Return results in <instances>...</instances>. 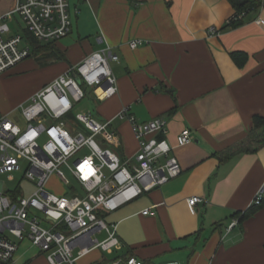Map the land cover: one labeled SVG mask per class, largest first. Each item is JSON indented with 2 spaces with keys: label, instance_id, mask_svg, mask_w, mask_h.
<instances>
[{
  "label": "crops",
  "instance_id": "crops-1",
  "mask_svg": "<svg viewBox=\"0 0 264 264\" xmlns=\"http://www.w3.org/2000/svg\"><path fill=\"white\" fill-rule=\"evenodd\" d=\"M16 2L0 0V16ZM74 7L80 12L79 4ZM89 9L98 46L80 32L69 47L59 44L65 54L82 49L64 72L110 46L119 55L111 65L118 93L101 98L99 106L104 119L121 121L115 130L122 154L132 157L139 148L131 123L118 117L124 107L139 121L162 116L182 172L106 213V221L117 224L121 246L112 252L95 248L76 264H111L131 255L149 264H264V205L230 229L264 188V146L226 161L218 157L249 135L254 115H264V23L256 22L264 19V4L230 24L235 9L229 0H94ZM78 14L72 11L76 19ZM135 39L145 43L132 48ZM233 51L248 54L243 67ZM184 128L193 140L178 146ZM193 196L203 198L194 209L188 203ZM31 244L23 240L8 264H51Z\"/></svg>",
  "mask_w": 264,
  "mask_h": 264
},
{
  "label": "built area",
  "instance_id": "built-area-1",
  "mask_svg": "<svg viewBox=\"0 0 264 264\" xmlns=\"http://www.w3.org/2000/svg\"><path fill=\"white\" fill-rule=\"evenodd\" d=\"M72 11L79 13L69 0H17L12 10L0 16V73L31 56L29 36L43 43L67 37L73 28ZM16 14L24 26L17 22L14 30L10 23L15 22ZM247 15L243 12L239 18ZM256 22L263 24L264 19L258 17ZM209 30L216 32L213 27ZM144 43L135 39L129 44L136 48ZM118 60L110 46L94 51L35 92L30 104L23 106L21 119L12 118L10 112L0 114V174L21 170V161L26 160L24 177L35 185L30 195H22L0 182V264L9 263L26 238L46 253L51 264H76L95 248L112 252L121 246V240L117 224L107 222L105 214L181 174L175 146L167 139V118L139 121L129 107L120 111L118 117L131 123L139 143L137 152L129 157L118 151L120 135L110 128L112 120L101 121L84 111L70 117L75 104L86 95L83 84L101 91L99 101L118 93L111 66ZM192 140L191 129L184 128L176 145ZM54 174L67 187L65 193L47 188ZM263 199L264 188L253 205H260ZM202 200L193 196L188 203L194 209ZM150 211L147 208L143 213ZM238 224L239 219H234L230 229ZM92 231L94 235L105 232L106 237L94 239ZM111 264L149 263L131 255Z\"/></svg>",
  "mask_w": 264,
  "mask_h": 264
},
{
  "label": "rangeland",
  "instance_id": "rangeland-1",
  "mask_svg": "<svg viewBox=\"0 0 264 264\" xmlns=\"http://www.w3.org/2000/svg\"><path fill=\"white\" fill-rule=\"evenodd\" d=\"M69 1L72 8H75L74 6L77 4H79L80 7L78 18L76 19V17L72 15L74 31L71 35L54 43H56L57 46L62 44V48L64 46L65 48L69 47V44H72L78 39V33L80 32L82 37L87 36L94 45L98 46L96 37L98 33L95 30V21L89 9V2H94V0ZM78 19H80L79 25ZM17 22L24 26L22 18L16 14L15 22L10 23L12 29L15 28V24H17ZM81 51L77 47L67 49L66 61H59L57 64L52 66H41L36 60V57L32 55L7 71L0 73V114L10 112L12 118L18 116L21 119L22 108L23 106L30 104L31 96L43 88L46 84L54 80L58 75H60V72L63 73L65 67L70 63L74 64L80 56ZM112 63L113 62H111V65ZM82 87L86 95L80 102L75 104L70 117L75 118L76 113L84 111L91 112L98 120L107 121L101 116L99 106L100 103L97 99L99 90L94 87H90L87 84H83ZM22 121L23 120H20V123ZM115 127H121V121L113 122L110 128L115 130ZM118 151L123 153V148L120 147ZM27 166L28 163L26 160H22L21 170L13 173L0 174V182L3 183L7 190L17 191L22 195H30L35 190V185L29 179L24 177ZM47 188L57 194H63L67 189L56 174L52 175L49 179ZM97 237L103 238L104 235L101 233L98 234ZM24 242L31 244L27 238Z\"/></svg>",
  "mask_w": 264,
  "mask_h": 264
},
{
  "label": "trees",
  "instance_id": "trees-1",
  "mask_svg": "<svg viewBox=\"0 0 264 264\" xmlns=\"http://www.w3.org/2000/svg\"><path fill=\"white\" fill-rule=\"evenodd\" d=\"M235 9V13L229 20L230 23H238L239 15L243 12L251 13L252 8H258L264 4V0H229ZM29 40L32 44L33 51L31 56H35L36 60L41 66H49L53 63L66 60V54L58 48L56 43L48 42L43 43L29 36ZM233 60L241 67H243L249 56L244 51H233L231 52ZM264 146V115L256 114L253 117V127L249 135L242 141L228 147L227 149L218 153V157L221 161H226L233 156L252 153L258 151ZM264 205V199L260 205H253L244 213H240L239 222L243 221L244 218L254 214L260 206ZM8 264V263H7Z\"/></svg>",
  "mask_w": 264,
  "mask_h": 264
},
{
  "label": "clouds",
  "instance_id": "clouds-1",
  "mask_svg": "<svg viewBox=\"0 0 264 264\" xmlns=\"http://www.w3.org/2000/svg\"><path fill=\"white\" fill-rule=\"evenodd\" d=\"M83 169H84L85 172L87 173V171H88V166H87V164H85V165L83 166Z\"/></svg>",
  "mask_w": 264,
  "mask_h": 264
},
{
  "label": "water",
  "instance_id": "water-1",
  "mask_svg": "<svg viewBox=\"0 0 264 264\" xmlns=\"http://www.w3.org/2000/svg\"><path fill=\"white\" fill-rule=\"evenodd\" d=\"M77 79L78 81H80L79 77H77ZM94 233H95L94 231L90 232V236L93 237Z\"/></svg>",
  "mask_w": 264,
  "mask_h": 264
}]
</instances>
